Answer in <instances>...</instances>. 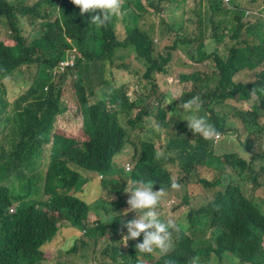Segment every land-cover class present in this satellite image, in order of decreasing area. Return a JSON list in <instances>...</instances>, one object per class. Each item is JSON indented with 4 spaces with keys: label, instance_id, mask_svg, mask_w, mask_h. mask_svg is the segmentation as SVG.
<instances>
[{
    "label": "trees",
    "instance_id": "trees-1",
    "mask_svg": "<svg viewBox=\"0 0 264 264\" xmlns=\"http://www.w3.org/2000/svg\"><path fill=\"white\" fill-rule=\"evenodd\" d=\"M119 3L97 26L98 10L81 15L71 0H0V29H8L0 40V128L9 130L0 136V264H48L54 259L44 249L55 239L60 251L72 243L64 251L78 262L70 264H109L94 257L103 241L113 246L112 264H223L243 246L252 253L243 263L256 253L262 262L264 205L245 199L264 186V147L254 149L264 135V0ZM10 86L18 91L12 102ZM192 97L219 134L233 133L229 117L247 120V132L257 133L252 146L242 145L241 155L231 137L223 146V138L193 134L184 121L191 113L177 107ZM71 132L87 139L58 146L44 165L55 137ZM127 145L132 155L116 164ZM186 180L212 190L198 209L190 192L178 204L190 210L180 246L140 253L142 235L122 241V223L135 217L122 195L128 184L172 195L171 182L181 189ZM93 206L104 214L88 221ZM63 219L79 236H63Z\"/></svg>",
    "mask_w": 264,
    "mask_h": 264
},
{
    "label": "clouds",
    "instance_id": "clouds-1",
    "mask_svg": "<svg viewBox=\"0 0 264 264\" xmlns=\"http://www.w3.org/2000/svg\"><path fill=\"white\" fill-rule=\"evenodd\" d=\"M71 2L79 8L81 15L85 13L96 12L98 10L99 14L91 17V23L97 26H103L108 21L110 16L116 14L120 9L119 0H71ZM214 67L216 68L215 64ZM128 98L131 99L130 97ZM198 100L199 97H192L191 99L177 106L179 109L183 110L182 112L191 113V115L187 116V118L184 120L187 121L188 129L193 134H198L204 139H222L225 133L219 134L212 124L207 122L203 117L196 114L199 111ZM228 122V131L233 132L229 133L231 135L230 137L234 139V141H237L235 142V146L243 147L242 145L246 146L247 143H252L255 141L257 133L249 134L247 132V120H238L232 116L229 117ZM251 125L252 124H250L249 127H251ZM75 136L76 135L74 132H71L64 137H55L56 142L53 144L52 149L49 150V155L46 157L43 164H48L50 156L58 146H66L75 141L78 147V144L81 143L82 139L83 141L84 139H87L85 134H83L81 138ZM131 151L133 152L132 149ZM128 167L129 166L126 165L127 170ZM257 175V183H262L263 180H260V173ZM100 176L102 180H104V175L101 174L99 177ZM209 182H214V180L210 179ZM193 183V185H190L188 180L185 181L183 185L186 187L185 194L188 193L189 188H200V185L197 183V181H194ZM170 187L171 189L176 190L180 188V185L175 181H172ZM246 189H249V187H246ZM260 189H262V193H264V186L262 185L251 188L250 192H247V198L245 201L249 203L258 202ZM201 190L204 194H206L212 189L202 186ZM226 192L229 196L233 193L229 185L226 188ZM124 197L125 205L128 207V211L135 213V217L122 223V228L126 229V234L123 235L122 241H136L137 238L141 237L142 235V240H140V242L135 245V249L140 253H152L156 252L157 250L166 251L167 249L172 250V248L180 246L182 241L189 234V227L187 225L190 224V217H186V215L190 212V210L188 208L182 209L178 207L177 203H175L177 204L173 209L175 216L171 214L172 210L170 213H167L170 208L165 210L163 205L168 204L171 206V208L174 207V205L170 203L171 195L163 191V189L157 190L152 184L138 181L137 183L132 184L131 187H126L124 189ZM156 208H162L163 214L159 217L155 210ZM10 212H14V207L10 208ZM161 219L167 221V223ZM71 226L72 223L69 219H63L56 223V228L59 229V231H77V229L71 228ZM69 243L72 244L71 242ZM66 245L67 244H65V246ZM59 247H61V244ZM261 250L264 252L262 248ZM251 254V251L243 246L242 248H238L234 254H231L225 258V260H223V264H264V260L259 262L258 253L255 254L256 257L253 259L252 263H243L244 261L248 260L249 255Z\"/></svg>",
    "mask_w": 264,
    "mask_h": 264
},
{
    "label": "rangeland",
    "instance_id": "rangeland-1",
    "mask_svg": "<svg viewBox=\"0 0 264 264\" xmlns=\"http://www.w3.org/2000/svg\"><path fill=\"white\" fill-rule=\"evenodd\" d=\"M187 10H188V8H187ZM30 28H31V26H29V29L28 30H30ZM7 34H8L7 27L2 26L1 29H0V40H3L7 36ZM37 36H38V34H34L33 35V38H35ZM213 67H214V65H213ZM178 74H180V73L175 72V71H171L170 74L168 75V78H171L175 82H177ZM132 81L133 80H129L128 82L131 83ZM9 92H10L9 99L12 102L15 99L18 91L13 86H10ZM163 93H165V92H163ZM134 94H135V91L134 90H132L130 92L128 91L127 93L125 92V95L128 96V97H134ZM169 94L173 97V93L169 92ZM247 107L248 106H244L243 109H247ZM230 109L232 110V108H230ZM261 115H263V114H261ZM176 116H178V115L176 114ZM178 117H180V116H178ZM212 118L215 119L216 116H213ZM176 120H177V117H176ZM207 122H209V121H207ZM258 123L261 126H263L262 125L263 124V118H262V116L259 117ZM3 135H9V130H7L5 132V130H3V129L0 128V136H3ZM230 136L231 135L229 133H225V135H224V137L222 139L223 146H226L227 145ZM235 142H237V141H235ZM246 145L248 147L251 146L250 143H247ZM220 146H222V145H220ZM263 147H264V135L259 133V137L257 139L256 144L254 145V149L256 151H259ZM131 149L132 148L129 145L125 146L124 147V150H122L119 154H117L115 156V158H114L115 159V163L116 164H121V165L122 164H125L126 161H127V159L132 155ZM241 149H242V147L235 146L236 153L240 152V154L243 155L241 153V151H240ZM248 157L249 156L246 155L244 158H248ZM218 176H219V174H218ZM83 178H85V177H83ZM101 180H102L101 176L100 177L98 176L97 185L100 184ZM260 180H264V174L263 173H260ZM82 183H83V186L86 184L84 181ZM132 184L133 183L128 184L127 187H131ZM185 192H186V187L185 186H183V188H181V189L174 190V192L171 195V200H170V203L173 204L174 207L171 208V206L168 205V204H164L163 205L165 210L168 209V208H170L167 213H170V211L172 210V213L171 214L173 216H175V213H174L173 209L175 208V206L177 204H183V202H184L183 196L185 195ZM188 192H190V193H192L194 195V199L190 202V206L194 207L195 209H198L203 204H206L205 200L202 201V204H199V202L206 197V194H204L201 189L193 187V188H189ZM102 193L103 192H101L99 194V196H101ZM123 193H124V191L122 192V195H124ZM259 193H260V195H259V202H262L263 205H264V193H262V189L259 190ZM176 197H180V201H177L176 200ZM98 201H102L103 202V199H99ZM175 203H177V204H175ZM100 206H101V204H100ZM14 209H15V207H14ZM91 210H92V213H90V216H88V221L95 220L96 219L95 216H98V217L102 218V215L104 214V210L102 208H95L93 206L91 208ZM155 210L157 212L158 217L163 214L162 208H156ZM73 232L75 233V235L79 236V232L78 231H71V233H70V231H64L63 232L64 237L71 236L73 234ZM60 244H61V240L60 239H55L53 241V243H51L50 245H48V246L45 247V249H44L45 252H47L48 254H50L51 258L54 259L52 262H50L48 264H70L71 262H75V261L78 262L76 260V256L75 255L69 254L68 252L64 251L65 249L70 250V247H71L72 244L67 243V245L65 246V248H63V251H60V249H59ZM112 247L113 246H111L108 241H103L102 243H100V245L97 246L96 249L93 250L94 257L96 259H98V261L105 260L109 264L114 263L113 258L110 255V251H111V248ZM125 248H126V246L124 245L122 247V249H125Z\"/></svg>",
    "mask_w": 264,
    "mask_h": 264
},
{
    "label": "bare ground",
    "instance_id": "bare-ground-1",
    "mask_svg": "<svg viewBox=\"0 0 264 264\" xmlns=\"http://www.w3.org/2000/svg\"><path fill=\"white\" fill-rule=\"evenodd\" d=\"M205 1V0H204ZM207 2V1H206Z\"/></svg>",
    "mask_w": 264,
    "mask_h": 264
}]
</instances>
